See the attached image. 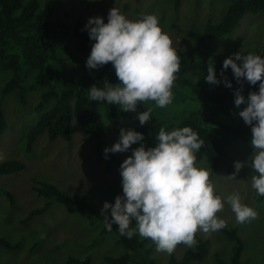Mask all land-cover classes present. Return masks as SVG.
<instances>
[{"label": "trees", "instance_id": "16d2710c", "mask_svg": "<svg viewBox=\"0 0 264 264\" xmlns=\"http://www.w3.org/2000/svg\"><path fill=\"white\" fill-rule=\"evenodd\" d=\"M222 1L224 11L216 22H212L211 18H207L205 22L199 21V24L194 21L186 30L183 22L181 28L176 23L172 26L177 32L186 33L190 44L173 46L180 59V68L175 74L176 79L171 89V104L164 108L155 107L152 101L138 104L137 112L152 107L150 119L141 126L136 112L123 111L118 104L96 102L89 98L88 88L92 84L103 87L106 80L115 84L118 83V79L110 62L97 69H89L85 75H80V70L85 68V61L93 43L80 16H73L69 8L61 11V15H56L58 1L45 0L40 3L39 0H0V71L11 74L1 88V96L3 98L9 93H14L15 99L26 104L24 100L26 93L36 90L40 92L36 110L41 114L36 124L26 133L25 151L27 153L32 151L34 140L42 133H46L49 140L63 137L70 141L71 120L75 118L80 123L82 134L93 137L90 139L93 140L94 146L96 144L94 148L96 159L99 162L104 161L103 174L107 175L113 171V167L119 168L121 160L117 157V153L112 152L107 153L105 158L103 150L106 146L103 137H105L106 122L134 119L133 130L143 134L142 142L145 148L156 143L154 138L161 127L169 131L174 127L190 126L204 141L195 154L197 163L202 161L213 174L223 166L226 173L232 171L236 160L227 154V148L232 147L236 142L245 145L250 142L251 137L249 125L232 120L238 108L244 106V104L234 105V91L240 89L241 94L247 98L249 91H258L259 82L256 85H249L243 78L237 82L229 68L223 70V74L231 82V88L225 87L222 82L210 84L204 79L207 74L206 65L210 61L213 62L217 79H221L222 61L215 53L224 55L220 45L228 44V37L244 14L252 12L264 15V0ZM171 4L164 12L174 9L176 22L179 18L177 12L180 0H171ZM150 7L153 9L152 3ZM144 12L156 16L151 10ZM141 15H135L134 19ZM255 51V54L264 57V45ZM75 69L79 71L78 74L73 73ZM198 74L199 79L196 80ZM2 98L0 99V137L8 127L2 106L9 102L6 101L2 105ZM51 102L52 105L45 109ZM99 106L103 107V117L98 114ZM136 143L131 145L127 152H131ZM244 160L247 158L239 159L242 162ZM248 160V170L255 175L250 166L251 158ZM24 167V163L19 160L3 161L0 162V175L19 171ZM229 177L228 174L225 178ZM224 179L216 182L219 186L217 192L224 193L226 197L240 193L235 189L233 182ZM32 180L33 191L46 201L41 208L29 211L24 218L25 222L49 209L54 202H58L66 206L71 213L89 214L95 220L101 221L103 226L99 231L100 234L113 233L117 237L116 242L122 246V252L118 255L104 256L106 263L156 264L154 258L150 257L153 251L150 239L143 238L138 233H135L131 239L122 236L116 230L115 223L112 225V231H108L103 214L88 202L87 195L71 196L61 191L54 183ZM248 185L249 196L254 202L264 203V196L257 194L251 187V180ZM4 195L8 201H12L9 192H4ZM224 206L229 205L226 203ZM218 214L217 216L225 222L229 220V223L226 222V227L217 232L230 243L224 248L229 258L223 259L217 250L214 251L215 264H252L249 258L242 259L246 243L238 227L231 225L236 220L234 213L228 218ZM262 229L264 225L259 230ZM195 241L191 247L186 246L181 256L170 255L166 264L203 261L209 252L211 239L204 233L202 236L195 233ZM0 245L6 248H18V243H10L5 238H0ZM89 263L88 256L83 258L70 255L62 264Z\"/></svg>", "mask_w": 264, "mask_h": 264}, {"label": "rangeland", "instance_id": "374dc122", "mask_svg": "<svg viewBox=\"0 0 264 264\" xmlns=\"http://www.w3.org/2000/svg\"><path fill=\"white\" fill-rule=\"evenodd\" d=\"M39 1L42 3L45 0ZM52 1H58L59 4L56 15H61V11L69 8L73 16H80L85 23L90 16L97 15L107 22V12L111 7L118 8L128 19H134L135 15L150 14L144 11L151 10L159 18L158 23L162 31L169 35L172 46L190 44L186 33H181L182 31L179 33L175 28L173 29L174 23L180 25L181 28L183 22L186 30L194 21L199 24V21L205 22L207 18H211L212 22H216L224 11L222 0H180L177 12L179 18L175 22L174 9L167 13L164 12L172 5L171 0ZM151 3L153 9L150 7ZM228 38V44L220 45L224 55L215 53L220 61L236 51L242 54L256 53L255 50L261 49L264 45V15L252 12L244 14ZM73 41L76 44L75 40ZM85 68L80 70V75L89 72V69ZM73 73L78 74L79 71L75 69ZM10 75L9 72L0 71V99L2 98L1 88ZM13 95L14 93H9L2 98V105L6 101L9 104L2 106L8 127L0 137V162L19 160L24 163L25 167L10 174L0 175V238H5L10 243H18V248H6L0 245V264H62L70 255L83 258L88 256L89 264H108L104 256L118 255L123 248L116 242L117 237L113 233L100 234L99 231L103 224L95 220L93 216L71 213L66 206L54 202L49 209L33 216L28 221L25 222L24 218L29 211L41 208L46 201L33 191L32 179L54 183L61 191L71 196L87 195L88 202L100 211L103 202L113 203L117 194L122 195L119 168L115 166L112 172L107 175L103 174L104 161L99 162L96 159L94 149L96 144L94 146L93 140L90 139L93 137L82 134L80 123L75 118L71 120L70 141L63 137L49 140L47 134L42 133L34 140L32 151L27 153L25 151L26 133L36 124L41 114L36 110L40 92L36 90L26 93L24 99L26 104H22ZM51 105L52 102L45 109ZM245 106L244 104L238 108L232 120L243 122L238 112ZM103 112V107L99 106V116L103 117ZM134 124V119L106 122L105 137H103L105 146H111L118 139L121 128L134 129ZM140 143H136L134 148ZM226 152L233 160L241 163L239 171L235 170L233 164L232 171L226 173L225 166H223L213 174L202 161H199L198 165L208 170L214 194L218 195L222 201L226 196L216 191L219 188L216 182L229 174L230 177L224 180L233 182L235 189L240 192L241 202L256 211L255 219L245 222L235 220L231 225L238 227L246 243L242 259L249 258L252 264H264V229L259 230L264 225V203L256 204L249 196L250 186L248 184L252 172L248 170L247 164L248 159L251 158V142L245 145L236 142L232 147L227 148ZM116 153L121 161L131 155V152L127 151ZM241 158H247V160L239 161ZM233 173L235 174L232 176ZM4 192L12 195V201L7 200ZM218 213V215L223 214L225 218L233 214L230 206H224ZM226 222L229 223V220ZM134 224L135 220H130V226L134 228ZM196 233L202 236L204 232L197 230ZM204 235L211 239L208 254L203 261L189 264H215L213 253L216 250L223 256V259L229 258L224 249L230 243L228 240L220 236L217 231L204 233ZM152 244L153 251L150 257L154 258L156 264H166L170 255L179 257L186 249L184 244H177L169 254L157 251L155 244L153 242Z\"/></svg>", "mask_w": 264, "mask_h": 264}, {"label": "clouds", "instance_id": "9594fccd", "mask_svg": "<svg viewBox=\"0 0 264 264\" xmlns=\"http://www.w3.org/2000/svg\"><path fill=\"white\" fill-rule=\"evenodd\" d=\"M84 28L93 41L86 68L97 69L110 62L118 79L115 84L106 80L103 87L92 84L88 88L91 100L118 104L120 110L136 112L141 126L150 119L152 107L137 112L138 104L152 101L157 108L171 104L180 59L156 16L143 14L128 19L118 8L111 7L107 22L98 15L90 16ZM229 68L237 82L241 78L249 85L259 82L258 91H249L247 98L236 89L234 105H246L238 115L251 131L250 166L255 173L251 187L264 196V57L239 51L225 57L219 80L210 61L204 79L231 88L223 74ZM154 139L156 143L145 148L142 133L121 128L118 139L104 148L107 158L109 152H126L131 145L141 142L119 165L122 195L117 194L113 203L103 202L100 210L108 231L115 223L120 235L131 239L138 233L150 239L157 251L170 254L177 244L194 245L197 230L209 233L226 227L225 220L217 216L225 202L237 222L256 218V211L241 202L239 193L230 194L224 201L214 194L209 172L198 165L195 155L204 141L190 126L169 131L161 127ZM240 167L241 163L235 162V170ZM132 219L134 228L130 226Z\"/></svg>", "mask_w": 264, "mask_h": 264}]
</instances>
